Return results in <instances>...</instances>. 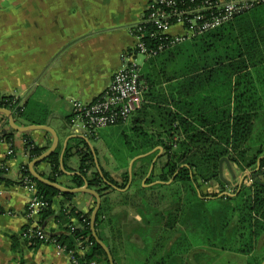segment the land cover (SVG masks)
I'll use <instances>...</instances> for the list:
<instances>
[{
  "label": "trees",
  "instance_id": "16d2710c",
  "mask_svg": "<svg viewBox=\"0 0 264 264\" xmlns=\"http://www.w3.org/2000/svg\"><path fill=\"white\" fill-rule=\"evenodd\" d=\"M200 1L183 0L176 7H192ZM146 14L144 10L142 20ZM138 27L142 32L140 42L147 51L156 53L147 58L141 56L140 78L145 89L140 109L125 124L115 126L127 125L142 111L146 101L151 102L152 95L160 96L155 101V109L162 117V136H138L137 148L129 151L131 158H135L150 153L155 147L160 148V172L155 176L152 169L146 186L142 187L140 180L147 176L158 152L138 159L131 170L130 197L124 196L126 198L120 201L141 218L130 224L131 234L142 240L144 251H147L144 264L150 261V264H189L191 257L195 264H220L215 259L222 252L248 257L247 264H261L264 260V241L259 248L264 236V182L253 181L247 185L245 178L231 193H225L218 167L220 160L226 158L230 165L241 171L264 175V143L259 135L253 136L254 124L259 115L264 114V107L252 76L253 72H261L264 76V4L173 46L151 23L143 22ZM132 47L126 51H131ZM162 86L187 93L176 91L165 96L159 91ZM157 91L160 93H155ZM0 108L10 111L16 122L19 118H28L25 106L16 98L0 95ZM6 123L5 116L0 115V126ZM11 135L12 131L0 134V141L10 143ZM24 137L29 161L44 153L45 149L36 146L26 134ZM73 152L79 158V166L77 173L71 176L72 187L87 184V188L95 190L100 198L115 189H125L129 182L128 172L119 181L113 179L103 168L96 166L94 155L82 138L70 140L64 158ZM42 162L48 163L49 173L40 175L56 183L62 173L58 151ZM222 164L226 166L225 162ZM6 172L2 165L0 181L4 180L2 176ZM24 178L34 184L36 197L50 205L37 214L38 226L54 216L51 203L55 196L61 194L71 198V194H62L36 181L29 174L27 165L20 168L18 183L21 186H24ZM212 181L219 184V194L200 192L201 184ZM161 190L169 191L171 197L160 198V202L167 200L159 204L152 193ZM104 206L100 204L97 212L95 231L114 262L113 250L103 232L108 229L112 238L117 239V234H121L120 225L126 221L122 213L109 217ZM92 209L81 215L73 208H62L55 219L66 232L51 237L66 251H76L75 245L79 244L84 252L76 253L78 264H108L106 254L91 235ZM72 217L77 218L78 227L71 225ZM31 243L43 242L33 240Z\"/></svg>",
  "mask_w": 264,
  "mask_h": 264
},
{
  "label": "crops",
  "instance_id": "0c3cea01",
  "mask_svg": "<svg viewBox=\"0 0 264 264\" xmlns=\"http://www.w3.org/2000/svg\"><path fill=\"white\" fill-rule=\"evenodd\" d=\"M148 1L0 0V95L16 98L25 106L28 118H19L17 122L14 120L17 126H45L52 133L45 130L19 133L10 129L8 122L0 126V134L12 131L10 143L0 141V168L3 165L7 170L2 176L4 180L0 181V264H69L66 254L55 246L47 243L34 245L22 237L26 228L38 224L37 216L27 215L31 192L18 183L20 168L31 162L25 151L24 134L36 146L45 149L44 152L54 147L57 140L53 152L57 150L59 153V170L62 173L56 178V183L64 189H76L72 187L71 176L77 173L79 158L75 152L64 158L71 139L82 138L93 153L96 166L103 168L113 179L122 178L138 160L133 161L130 152L126 151L123 163L117 162L118 165H115L105 155L108 145L102 137L97 139L96 132L84 130L81 124L73 126L70 120L72 102H93L110 85L113 75L121 68L122 52L134 44L131 30L141 22ZM176 31L172 29V32ZM138 62L141 65L143 59ZM252 76L264 107V76L261 72H253ZM260 79L262 83H259ZM166 87L162 86L159 90L165 96L176 91L187 93ZM159 98L152 95L151 102L146 101L134 120L132 118L127 125L120 127L138 136H162V117L155 109V101ZM10 149L12 155L7 157ZM155 152L158 153L148 173L153 166L156 176L162 162L159 158L162 152L160 148L155 147L140 157ZM109 167L117 173L111 172ZM34 170L39 175H48L49 165L41 162ZM145 180L141 182L142 187L146 186ZM129 186L127 184L123 190L107 192L101 198L109 217L122 213L126 221L120 225L121 234H117V239L112 238L108 229L103 232V237L113 250L116 264H126L127 257L133 255L131 252L145 250L142 240L136 234H131L130 222H139L141 218L129 205L120 204L122 199L130 197ZM94 203L95 198L88 193L72 194L70 199L57 195L51 203L54 216L48 217L40 227L50 236L65 234L64 226L55 219L61 209L73 208L75 213L83 215L92 209ZM71 225L79 226L76 217H72ZM263 241L264 236L259 248ZM80 248L79 244L75 245L76 250ZM188 259L189 264H195L192 257ZM247 261L248 257L244 256L243 264H247Z\"/></svg>",
  "mask_w": 264,
  "mask_h": 264
},
{
  "label": "built area",
  "instance_id": "2783aa9c",
  "mask_svg": "<svg viewBox=\"0 0 264 264\" xmlns=\"http://www.w3.org/2000/svg\"><path fill=\"white\" fill-rule=\"evenodd\" d=\"M183 0H149L145 18L140 23L148 22L153 25L159 35L169 39V45L190 40L213 30L232 20L238 14L264 4V0H201L192 7L177 8L176 4ZM134 26L132 36L134 45L131 51L121 55V68L114 74L109 87L93 103L72 102L71 125L95 132L99 129L125 124L129 118L140 109L143 103L144 83L140 78L138 57L154 56L156 52L147 51L140 42L141 28ZM178 29V32H172ZM7 155H12L8 150ZM24 187L28 188L31 196L27 204V215L36 217L39 212L50 205L36 197V189L29 178L23 179ZM22 237L27 241L38 240L55 246L68 257L69 264H78L76 253L83 254V249L66 251L54 238L46 234L37 224L26 228ZM92 264H96L93 262Z\"/></svg>",
  "mask_w": 264,
  "mask_h": 264
},
{
  "label": "rangeland",
  "instance_id": "374dc122",
  "mask_svg": "<svg viewBox=\"0 0 264 264\" xmlns=\"http://www.w3.org/2000/svg\"><path fill=\"white\" fill-rule=\"evenodd\" d=\"M176 30H177L176 32L179 31L178 29ZM140 60H142L141 57L138 58V61ZM253 130H254L253 136L258 134L260 136V139L264 143V137H263L264 136V114L259 115V118L256 120L254 124ZM96 136H97V139H99V137L101 136L102 140L108 145V147L106 146L107 149H105L106 150L105 155L106 157H109L110 160L112 159L115 165H118L117 162L123 163L124 160L122 159L124 157V153L126 151H130L132 149L137 148V145H138L137 142H139L137 133L132 134L130 133L129 130L123 127H120V126L99 129L96 131ZM127 142L128 144H126ZM94 145H96V143ZM257 146H259V144ZM226 167L227 166L222 164V180L219 177V167H218V177L221 181L225 183V191H224L225 193H231L232 189L236 185H239L240 180L244 174L248 175L246 177V184L250 185L252 183L250 170L241 171L238 167L234 165H230V169L232 171L231 173L230 171H228ZM109 170L113 173H117L115 172V170L113 171L112 167H109ZM115 180L119 181L120 178L116 177ZM140 182H142V180H140ZM199 190L200 192L209 195V194H219L221 191V188L216 181H212L211 183H208V184H201ZM156 192L152 194L153 196H155L154 200H157L159 202H160V198L171 197V193L169 191L161 190L157 193ZM166 200H163V202L161 201L159 204L164 203ZM94 207L95 206L93 205L92 208ZM130 251H132V249H130ZM131 254L133 255H131V257L129 256L127 257L126 264H144L145 259L147 261V251H137V253L131 252ZM243 257L244 256L240 254L222 252L220 255L216 257L215 261L220 262V264H243ZM150 262H148L147 264H150Z\"/></svg>",
  "mask_w": 264,
  "mask_h": 264
},
{
  "label": "water",
  "instance_id": "95a60500",
  "mask_svg": "<svg viewBox=\"0 0 264 264\" xmlns=\"http://www.w3.org/2000/svg\"><path fill=\"white\" fill-rule=\"evenodd\" d=\"M0 115H3L5 116V118L7 119V122H8V126L10 129H12L13 131H16V132H19V133H27V132H30L32 130H45L47 132H50V130L45 127V126H28V127H19L15 124L14 122V119H13V116H12V113L6 109H2L0 108ZM51 133V132H50ZM52 134V133H51ZM55 139V137H54ZM55 146H56V143H57V140L55 139ZM55 146L52 147L51 149H49L48 151L44 152L41 156H39L38 158L32 160L29 165H28V172L29 174L38 182L44 184V185H47L51 188H54L55 190H57L58 192L62 193V194H78V193H88V194H91L94 198H95V207L94 209L92 210L91 212V216H90V231H91V235L93 237V239L95 240V242L97 243L98 246H100L102 248V250L104 251V253L106 254V257H107V261H108V264H114L113 262V259H112V256L108 250V248L106 247V245L98 238L97 234H96V231H95V218H96V215H97V212L100 208V204H101V198L100 196L97 194L96 191H92V190H89L87 188V184H84L83 187H80V188H76V189H64L62 188L61 186H59L57 183H53V182H50L49 180H47L46 178H43L41 175H39L35 170H34V167L41 163L43 160H45L50 154H52V152L54 151L55 149ZM142 157V156H141ZM140 156L139 157H136L134 158L133 161L141 158ZM133 161L131 163V165L133 164ZM225 162L226 163V166H227V169L232 173L231 169H230V165L227 161L226 158H223L220 160L219 162V177L220 179L222 180V163ZM132 167V166H130ZM258 167V165H257ZM152 168L153 166H151V170L150 172L152 171ZM149 172V173H150ZM128 174H129V182L128 184L130 185L131 183V168L129 169L128 171ZM248 175H243V177L241 178L240 180V183L239 185L242 183V181L247 177ZM169 183V182H168ZM116 190V189H115ZM264 264V263H262Z\"/></svg>",
  "mask_w": 264,
  "mask_h": 264
},
{
  "label": "flooded vegetation",
  "instance_id": "af4514ba",
  "mask_svg": "<svg viewBox=\"0 0 264 264\" xmlns=\"http://www.w3.org/2000/svg\"><path fill=\"white\" fill-rule=\"evenodd\" d=\"M153 169V168H152ZM152 172V171H151ZM151 172L150 173H148L147 174V176L145 177L146 179L149 177V175L151 174ZM131 179H132V174H131ZM251 180H252V182L254 181H257V182H259V181H262V182H264V175H261L260 173H257L256 171L254 172V171H252L251 172ZM132 181V180H131ZM146 181V180H145ZM170 183V182H169ZM168 184V183H167Z\"/></svg>",
  "mask_w": 264,
  "mask_h": 264
}]
</instances>
